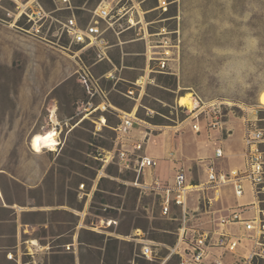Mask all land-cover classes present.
<instances>
[{"label": "rangeland", "instance_id": "1", "mask_svg": "<svg viewBox=\"0 0 264 264\" xmlns=\"http://www.w3.org/2000/svg\"><path fill=\"white\" fill-rule=\"evenodd\" d=\"M71 1L72 9L57 10L53 0H40L48 15L42 34L48 39L55 40L53 33H62L60 21L72 13L80 23H87L103 0ZM106 1L114 8V19L122 16L114 24L117 31L127 29L120 34L122 41L131 40L109 50L113 63H95L92 50L79 55L76 50H0V264H20L16 245L24 221L63 218L72 221L69 226H79L84 218V227H78L80 239L87 242L80 249L84 264H106V259L109 264H161L162 258L151 261L140 255L142 243L149 239L163 242L160 254L164 257L168 253L165 245L175 241L173 231L179 221L160 214L159 195L141 192L131 183L132 173L122 174L115 164L105 165L95 157L113 147V127L121 119L101 110L87 118L91 106L76 73L82 62L91 65L96 76L107 70L117 76L101 79L109 101L124 111L135 110L146 122L135 128L149 131L147 153L158 157L154 173L163 182L172 181L175 174L167 157L170 152L186 168L190 181L199 185L208 180L203 161L214 158L217 146L227 152L216 161L221 170L243 166L246 126L256 123L264 128V0H179L169 4L168 10L157 7L159 0ZM34 9L33 5L28 11ZM20 10L13 1L0 0V26L13 22ZM132 18L139 23L130 26ZM19 20L28 27L24 17ZM164 27L178 31L153 35ZM115 32L110 28L106 33L112 43L120 41ZM146 34L154 45H160L164 36L171 44H179L180 75L164 77V81L157 76V84L148 83L142 97L135 100L126 94L133 89L138 96L141 91L133 82L146 73ZM60 43L68 45L65 33ZM181 93L191 94L193 109L180 105ZM148 108L154 113L148 114ZM166 108L172 110L168 116L164 115ZM56 112L60 119L74 118L61 121L57 129ZM103 114L107 125L97 129ZM158 114L168 124L148 121ZM36 133H51L57 143L36 151L31 142ZM102 171L106 179L100 182ZM82 183L85 191H93L91 196L81 198ZM206 189L208 196H215V189ZM198 194L203 191L194 196ZM194 203L191 199L190 204ZM235 203L234 186L228 183L211 208L225 210ZM59 205L72 212L54 213ZM179 213L174 208L172 215L177 218ZM34 227L26 226L25 233L37 229L36 235L47 234L52 228ZM51 249L37 259L50 264ZM60 262L69 263L70 258ZM165 264H177V259Z\"/></svg>", "mask_w": 264, "mask_h": 264}, {"label": "built area", "instance_id": "2", "mask_svg": "<svg viewBox=\"0 0 264 264\" xmlns=\"http://www.w3.org/2000/svg\"><path fill=\"white\" fill-rule=\"evenodd\" d=\"M11 1L21 9L18 14L19 19L24 17L25 24L28 25L22 28L35 37L44 38L42 32L48 15L40 0ZM53 1L57 10L73 8L71 0ZM170 3L168 0H159L158 8L168 10ZM33 5L34 12L28 11ZM113 9L109 1L103 0L92 11L91 19L85 24L80 23L77 16L72 13L65 21H60L62 33L59 36L65 33L72 44H81V48L93 49L95 63L103 60L111 61L105 33L110 28L115 30V22L122 17L114 19L116 14H112ZM130 21V26L135 25L132 19ZM175 31L178 30L167 31L164 27L153 35ZM145 39L146 73L133 82L141 91L138 96L133 89L126 94L135 100L142 97L141 92L148 83L157 84L159 74L177 77L180 75L179 44H171L167 36H164L160 45H154L148 37ZM160 46L165 49L153 50L154 47ZM171 47L177 50H171ZM153 63L157 64L153 65ZM76 73L88 95L87 104L93 105L94 100L99 99L96 110L110 111L121 119L117 126L113 127L115 130L113 147L107 154L99 152V156L95 157L101 159L105 165L115 164L122 174H134L135 178L131 183L141 192L149 194L154 191L159 195L160 214L179 221L177 230L173 231L176 235L175 242L165 245L168 249L166 256L160 254V245H163V242L152 239L142 243L140 255L151 261L162 258L161 264H165L173 257L177 259V264H264V149L262 148L264 128L258 127L256 123H252L251 127L246 126L242 167L221 170L216 161L223 158L226 153L223 147H216L214 158L203 161L204 170L208 175L207 186L204 183L200 185L192 183L186 168L178 163L180 160L176 154L168 153L167 157L173 163L175 174L173 180L166 183L154 173L159 166L158 157L147 153L149 131L135 128V124L146 122L139 119L136 112L124 111L110 103L108 91L101 82L102 77L95 75L91 65L82 62ZM104 77L115 78V75L110 71ZM102 104L104 107H101ZM111 106L114 108L109 109ZM148 109V114L154 113L153 110ZM103 116L105 115L100 116L101 121ZM102 123H98L97 129L107 125V118ZM217 124L218 122L215 123ZM194 128L199 130L200 126L195 123ZM102 175H105L104 171L100 172L99 177ZM228 183L234 186L236 203L225 210L212 209L214 201L218 202L221 196V187ZM206 188L215 189V196H208ZM80 191L81 197L88 194L85 191V183L80 185ZM196 191H203V194L194 196ZM191 199L195 201L193 206L190 204ZM174 208L180 211L177 218L172 215ZM67 247L70 248V245Z\"/></svg>", "mask_w": 264, "mask_h": 264}, {"label": "crops", "instance_id": "3", "mask_svg": "<svg viewBox=\"0 0 264 264\" xmlns=\"http://www.w3.org/2000/svg\"><path fill=\"white\" fill-rule=\"evenodd\" d=\"M144 1L146 0H140V2L142 3H144ZM172 2L176 3L179 2V0H172L171 3ZM125 30L127 29H123V30L120 29L119 31L115 29L116 31L115 34L120 39V41L119 42L116 41L114 43L110 42L109 38L106 35L107 33L106 31L105 38L108 42V48H107L108 52L116 45H121L122 43L125 42L127 43L131 41V40L122 41L120 34L123 33ZM53 36L55 37V40L48 39L46 36L44 38H40L29 34L26 30H24V28H22V24H20V20H19V15H17V17L14 19L13 22L11 23L8 22L7 24H2V26H0V50H76L75 51L76 54L82 52L79 50H93V49L81 48L82 47L81 44H72L69 38H68V45H64L60 43L61 36H59L57 33H53ZM104 61H108V60L99 61L97 63H101ZM107 72L110 71L107 70L103 72L101 75H99V77L110 80L114 79V78L104 77V75ZM97 104L98 103L95 102L93 105L88 104L91 106V109L86 114L87 118L94 117L96 112L99 111L98 109L96 110ZM56 117L59 123H56L54 120L53 121L57 129L58 126L61 125L60 123L61 121L68 123L72 121V119L74 118L73 115H70L67 116L66 118L60 119L59 115L57 116V112H56ZM243 142H242L243 145L242 153L244 157L245 142L244 143ZM224 150L225 153H227L225 148ZM156 174L160 178H162V176H160L158 173ZM92 192L88 194L87 193L84 194L83 197L85 195L91 196ZM4 206L6 207L9 205L5 202ZM70 209L71 208H69L66 205H59L54 208V213L60 214L64 211H67L66 213H69L72 212V210ZM83 220L81 221L79 226H69V224L72 225V221L63 218H52L45 220L43 222H36V223L24 221L22 224L23 226L22 234L21 236L19 235L18 242L16 245V247L20 248V254H18V258H19L18 262L20 264H44L41 263V261L38 260L37 258H39V256L41 255V253H43V251H45L46 249L48 250V248L50 247L52 248L50 254H53V256L51 257L53 258V261H51L50 264H84V261L82 260V258H80V249H81V245L87 242L80 239V232L78 230V227L79 228L84 227ZM35 225L38 226L48 225L50 228L51 227L52 228L51 231H49V233L47 234L36 235L35 232L37 231V229L33 231ZM26 226L32 227L33 230L30 229L29 230L30 232L25 233ZM67 245H70L69 250L66 251L63 248H61V247H67ZM66 258L67 259L70 258L69 263L60 262L61 259H66Z\"/></svg>", "mask_w": 264, "mask_h": 264}, {"label": "bare ground", "instance_id": "4", "mask_svg": "<svg viewBox=\"0 0 264 264\" xmlns=\"http://www.w3.org/2000/svg\"><path fill=\"white\" fill-rule=\"evenodd\" d=\"M132 22H134V24L139 23V22H136L134 19H132ZM146 37H147V34H146ZM263 100H264V96H263ZM179 102H180V105H182V106L185 105L190 109L194 108L195 103H194L190 93L184 94L181 97ZM101 107H104V105L102 104ZM133 112H135V110ZM104 118H105V120H104ZM105 121H106V117L103 116V121H101L100 123L103 124L102 122H105ZM31 142H32V145L36 151H42L47 146L55 145L57 143V140H56L55 136L51 133H47V134L36 133L32 136ZM2 195H3V193L0 189V196H2Z\"/></svg>", "mask_w": 264, "mask_h": 264}, {"label": "trees", "instance_id": "5", "mask_svg": "<svg viewBox=\"0 0 264 264\" xmlns=\"http://www.w3.org/2000/svg\"><path fill=\"white\" fill-rule=\"evenodd\" d=\"M168 1H172V0H168ZM83 2V1H82ZM174 3V2H173ZM171 4V3H170ZM159 5V4H158ZM76 7H78V6H76ZM155 7H156V5H155ZM158 7V6H157ZM160 9V8H159ZM20 24H22V21H20ZM164 77H171V78H176V76L175 75H169V74H159L158 75V79H159V81H164ZM176 85V81L174 82V86ZM173 89H175V88H173ZM183 94H185V93H181L179 96L180 97H182L183 96ZM165 114L164 115H166V116H168V113H170L172 110L171 109H169V108H166L165 109ZM166 117H164V116H162V115H157V116H154V117H152L150 120H148V121H150L151 123H153V124H161V125H164V124H168V123H165V121H166ZM108 120V119H107ZM134 175V174H133ZM135 178V175H134V177H133V179ZM106 178H103V177H101L100 178V182L102 181V180H105ZM86 185V184H85ZM97 194V193H96ZM9 219V218H8ZM103 238H104V236H102ZM110 239L111 238H108V243L110 242ZM175 242V241H174ZM173 242V243H174ZM109 263H111V262H109L107 259H106V264H109Z\"/></svg>", "mask_w": 264, "mask_h": 264}]
</instances>
